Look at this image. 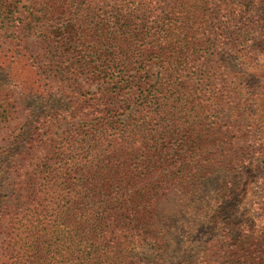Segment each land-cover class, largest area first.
Instances as JSON below:
<instances>
[{"label":"trees","instance_id":"trees-1","mask_svg":"<svg viewBox=\"0 0 264 264\" xmlns=\"http://www.w3.org/2000/svg\"><path fill=\"white\" fill-rule=\"evenodd\" d=\"M0 264H264V0H0Z\"/></svg>","mask_w":264,"mask_h":264}]
</instances>
